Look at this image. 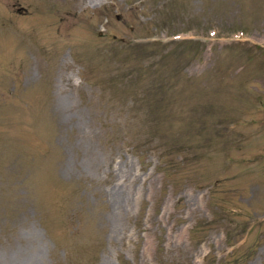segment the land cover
Listing matches in <instances>:
<instances>
[{"label": "rangeland", "instance_id": "obj_1", "mask_svg": "<svg viewBox=\"0 0 264 264\" xmlns=\"http://www.w3.org/2000/svg\"><path fill=\"white\" fill-rule=\"evenodd\" d=\"M0 264H264V0H0Z\"/></svg>", "mask_w": 264, "mask_h": 264}]
</instances>
